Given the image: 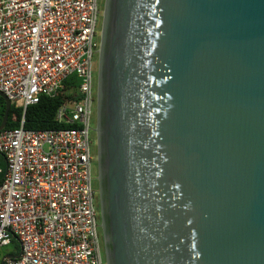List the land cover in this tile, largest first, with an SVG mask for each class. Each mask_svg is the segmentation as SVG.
<instances>
[{"label":"water","instance_id":"water-1","mask_svg":"<svg viewBox=\"0 0 264 264\" xmlns=\"http://www.w3.org/2000/svg\"><path fill=\"white\" fill-rule=\"evenodd\" d=\"M95 129L106 264H264V0H105Z\"/></svg>","mask_w":264,"mask_h":264},{"label":"built area","instance_id":"built-area-1","mask_svg":"<svg viewBox=\"0 0 264 264\" xmlns=\"http://www.w3.org/2000/svg\"><path fill=\"white\" fill-rule=\"evenodd\" d=\"M99 15L98 0H0V91L22 110L0 129V250L19 245L4 264H106L89 137ZM72 74L80 99L55 114L70 127L24 128L26 107Z\"/></svg>","mask_w":264,"mask_h":264},{"label":"trees","instance_id":"trees-1","mask_svg":"<svg viewBox=\"0 0 264 264\" xmlns=\"http://www.w3.org/2000/svg\"><path fill=\"white\" fill-rule=\"evenodd\" d=\"M78 83V78L76 75L72 74L64 80L59 89L50 94L42 95L38 103L27 106L24 111V128L32 130L69 128L70 125L58 123L55 119V114L61 105L79 101L80 94L78 92ZM4 109L5 102L0 97V123ZM21 116V108L15 107L14 104H10L7 121L4 127L8 129L18 127ZM0 167L2 169V173L0 174L1 178L6 168L5 161L2 157H0ZM11 242L16 249L15 253H18L19 245L17 241L12 238Z\"/></svg>","mask_w":264,"mask_h":264},{"label":"rangeland","instance_id":"rangeland-1","mask_svg":"<svg viewBox=\"0 0 264 264\" xmlns=\"http://www.w3.org/2000/svg\"><path fill=\"white\" fill-rule=\"evenodd\" d=\"M99 1V7H100V15H99V20H98V31L100 32V35H101V27H102V19H103V11H104V3H105V0H98ZM95 40L97 41V36L95 37ZM99 43H100V37H99ZM97 56L95 55L94 58H93V96L95 95V104L97 106ZM96 111H97V107H96ZM93 113H95V107L93 105V110H92ZM94 114L92 115V121H91V124L94 125V118H93ZM96 117H97V112H96ZM95 133V134H94ZM89 137H90V140L92 142V145H91V150H92V153L93 155L95 154L96 155V129H95V132H89ZM97 159V157H96ZM92 173H93V189H94V197L96 198V204H97V208L99 207V194H98V179H97V164H92ZM99 211V209H98ZM100 230V234L102 236V230ZM14 249V245L13 243L11 242L8 246L6 247H3L1 250H0V255L2 256L3 254L6 253V250H13ZM103 257H104V251H103Z\"/></svg>","mask_w":264,"mask_h":264},{"label":"flooded vegetation","instance_id":"flooded-vegetation-1","mask_svg":"<svg viewBox=\"0 0 264 264\" xmlns=\"http://www.w3.org/2000/svg\"><path fill=\"white\" fill-rule=\"evenodd\" d=\"M94 107H95V113H93L94 114V116H93V118H94V125L93 124H91V126H90V132L92 131V132H95V128H96V124H97V117H96V104H95V102H94ZM95 134V133H94ZM97 164V159H96V155L94 154L93 155V164Z\"/></svg>","mask_w":264,"mask_h":264}]
</instances>
